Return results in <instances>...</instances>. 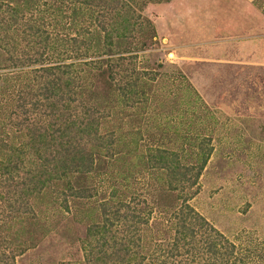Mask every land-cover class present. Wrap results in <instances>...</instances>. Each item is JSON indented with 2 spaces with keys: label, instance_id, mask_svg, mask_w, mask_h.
I'll return each mask as SVG.
<instances>
[{
  "label": "trees",
  "instance_id": "obj_1",
  "mask_svg": "<svg viewBox=\"0 0 264 264\" xmlns=\"http://www.w3.org/2000/svg\"><path fill=\"white\" fill-rule=\"evenodd\" d=\"M49 23L68 29L71 60H52ZM154 35L129 0H0V68H19L0 74V211L20 251L29 236L39 250L65 240L81 264H264V237L230 239L190 203L210 148L186 164L128 146L129 106L145 111L158 79L131 59ZM180 75L175 96L189 83L198 97Z\"/></svg>",
  "mask_w": 264,
  "mask_h": 264
},
{
  "label": "rangeland",
  "instance_id": "obj_2",
  "mask_svg": "<svg viewBox=\"0 0 264 264\" xmlns=\"http://www.w3.org/2000/svg\"><path fill=\"white\" fill-rule=\"evenodd\" d=\"M129 2L155 30L143 50L133 49L131 60L137 68H152L158 77L142 103L146 110L129 106L124 134L130 150L137 146L146 152L161 145L178 150L180 160L191 164L199 146L210 148L190 203L230 239L237 241L247 231L264 237V7L254 0ZM66 26L44 27L49 34L57 32L52 60H71L62 44ZM18 70L4 67L0 74L11 79ZM180 74L198 97L189 83L180 97L175 96L186 85L179 81ZM91 88L96 91V85ZM2 210L0 264H81L79 252L63 239L59 246L39 250L29 245L28 236L20 251L17 223L3 224L10 210ZM77 225L82 234L84 226Z\"/></svg>",
  "mask_w": 264,
  "mask_h": 264
},
{
  "label": "water",
  "instance_id": "obj_3",
  "mask_svg": "<svg viewBox=\"0 0 264 264\" xmlns=\"http://www.w3.org/2000/svg\"><path fill=\"white\" fill-rule=\"evenodd\" d=\"M169 55H171V53H169Z\"/></svg>",
  "mask_w": 264,
  "mask_h": 264
},
{
  "label": "bare ground",
  "instance_id": "obj_4",
  "mask_svg": "<svg viewBox=\"0 0 264 264\" xmlns=\"http://www.w3.org/2000/svg\"><path fill=\"white\" fill-rule=\"evenodd\" d=\"M172 55V54H171Z\"/></svg>",
  "mask_w": 264,
  "mask_h": 264
}]
</instances>
